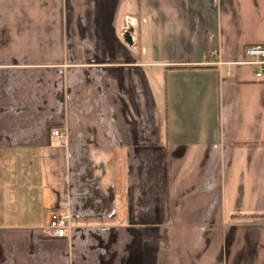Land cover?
I'll return each instance as SVG.
<instances>
[{
  "label": "crops",
  "instance_id": "1",
  "mask_svg": "<svg viewBox=\"0 0 264 264\" xmlns=\"http://www.w3.org/2000/svg\"><path fill=\"white\" fill-rule=\"evenodd\" d=\"M262 43L264 0H0V264H264Z\"/></svg>",
  "mask_w": 264,
  "mask_h": 264
},
{
  "label": "built area",
  "instance_id": "2",
  "mask_svg": "<svg viewBox=\"0 0 264 264\" xmlns=\"http://www.w3.org/2000/svg\"><path fill=\"white\" fill-rule=\"evenodd\" d=\"M129 25L127 26V29ZM126 29V31H127ZM216 54V51L212 52ZM243 62L251 63L259 67L260 71L257 72V76L260 77L264 71V43L262 44H250L245 47ZM52 137L64 138L65 134L58 128L52 129ZM70 229V223L68 218L59 213L58 211H52L49 223L46 227L45 233L50 238H64L67 236Z\"/></svg>",
  "mask_w": 264,
  "mask_h": 264
},
{
  "label": "water",
  "instance_id": "3",
  "mask_svg": "<svg viewBox=\"0 0 264 264\" xmlns=\"http://www.w3.org/2000/svg\"><path fill=\"white\" fill-rule=\"evenodd\" d=\"M126 39H127V41L132 42V36H131L130 32H128Z\"/></svg>",
  "mask_w": 264,
  "mask_h": 264
}]
</instances>
